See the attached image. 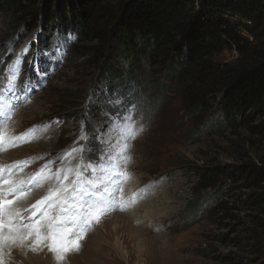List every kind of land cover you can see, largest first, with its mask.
<instances>
[{
    "label": "rangeland",
    "instance_id": "374dc122",
    "mask_svg": "<svg viewBox=\"0 0 264 264\" xmlns=\"http://www.w3.org/2000/svg\"><path fill=\"white\" fill-rule=\"evenodd\" d=\"M47 1L37 0L41 5ZM13 25L8 15L0 18V76L7 74L9 63L26 40H22L24 34L21 33L24 25L17 28ZM41 30L39 39L36 33ZM30 33L36 37L23 60L20 83L27 81L31 91L25 89L17 93L23 99L12 101L18 106L0 131L6 136H19L37 127L15 146H5L1 152L8 153L12 160L4 163L6 157L2 156L5 154H0V166L26 162L14 168L13 177H10L13 180H28L44 165H48L45 176L59 170L62 176L66 174L69 180H74L71 174L76 172V166L71 163L76 161L80 165L83 160L80 153L75 156L67 153L77 147H87L90 151L84 154L85 158L97 161L101 150L98 138H108L112 118L126 112L130 101H124L120 95L127 93L124 89L116 95L110 92L103 70L82 66L84 57L77 58L73 52L75 34H52L53 30H44L42 26ZM9 44L14 48L10 56ZM235 57V51H227L220 59L227 61ZM120 61L119 69L126 71V61L122 58ZM146 62L144 58L139 65L138 80L147 87L143 93L150 105L157 90L147 84L149 68ZM178 94H170L171 99L157 105L152 103L154 106H150L154 109L136 105L135 118L143 125V131L129 142L125 159L113 153L118 165L113 171H123L129 179L124 182L125 177L113 175L112 180L124 182L121 184L125 185L127 193L122 192L120 197L112 194L109 200L114 198L119 203L101 206V214L83 237H71L78 240L80 249L68 252L60 264H264V257L251 246L255 239L262 240L260 246H264V232L254 228L256 231L251 233L253 217L264 218V213L246 207L249 195L264 191V182L248 189L239 177L202 189L199 176L191 170L192 166H239L248 160L264 164V141L251 129L262 123L264 116H255L246 125L224 129L217 127L220 124L215 120L221 117L216 111L204 120L202 132L194 135L193 123L186 119L187 111ZM79 96L82 99L77 106H66ZM86 134L88 139H82ZM22 148L21 156L15 157L14 152ZM71 167L73 171L68 174L66 169ZM90 178L95 179V175ZM131 179H135L137 187L132 186ZM54 184L55 179H43L41 187L31 186L23 194L34 188L43 193ZM60 185L71 194L72 185L68 180L61 179ZM7 198L17 200L15 196ZM31 206L22 207L21 212ZM59 209L55 203L49 205L44 209V216L38 214L23 229L25 239L6 243L0 257L3 264H57L55 254L49 250L52 240L48 220L58 224L55 217ZM31 214L29 211L27 216ZM63 215L65 213L59 216V221ZM37 220L42 225L43 239L39 244L34 243V232L29 235L30 226ZM139 231H144V238L135 244V234Z\"/></svg>",
    "mask_w": 264,
    "mask_h": 264
},
{
    "label": "trees",
    "instance_id": "16d2710c",
    "mask_svg": "<svg viewBox=\"0 0 264 264\" xmlns=\"http://www.w3.org/2000/svg\"><path fill=\"white\" fill-rule=\"evenodd\" d=\"M6 15L16 28L24 25L22 40L40 26L75 34L73 52L84 57L82 66L103 70L110 92L126 90L120 95L129 105L154 109V103L179 93L194 135L216 111L221 117L215 120L217 127L224 129L264 116V0H48L45 5L37 0H0V18ZM227 51H235L236 57L221 60ZM121 58L126 71L119 69ZM144 58L147 84L157 90L151 106L143 93L147 87L138 80ZM81 99L66 106H77ZM251 129L264 141V120ZM260 162L191 170L202 189L239 177L249 189L264 182ZM246 207L264 213V191L249 195ZM254 228L264 232V218L255 215L251 233ZM261 242L255 239L251 246L264 257Z\"/></svg>",
    "mask_w": 264,
    "mask_h": 264
},
{
    "label": "snow or ice",
    "instance_id": "6c2138e0",
    "mask_svg": "<svg viewBox=\"0 0 264 264\" xmlns=\"http://www.w3.org/2000/svg\"><path fill=\"white\" fill-rule=\"evenodd\" d=\"M30 45L31 42L20 53L16 54V59L8 65L7 74L0 76V130L11 118L14 108L18 106L12 101H21L23 99L17 93L23 92L25 89L27 92L31 91V88L27 86V81L23 84L20 83L23 60L31 50ZM54 47L58 48V45ZM13 51V46L9 44L8 55H12ZM38 55L47 56L48 53H38ZM6 60L7 57H5ZM36 71L38 73L40 71L38 66ZM136 110L137 106L131 105L126 112L112 118L113 123L109 128L108 138H98L97 140L98 144L101 145L97 161H90L85 158L84 154L90 151L87 147H77L67 153L69 156H75L76 153H80L83 160V163L77 166L74 180H69L66 175L62 176L59 170L51 176H45V169L48 168V165L42 166L28 180H13L10 177L14 174V168L26 162H17L16 165L11 166H0V257H2L4 245L25 239L22 235V230L38 214L44 216V209L53 203L60 207L65 215L55 225L51 219L48 220V228L50 229V238L52 240L49 250L55 254L57 264L64 260L68 252L79 251L80 244L78 240L71 239V237H83V234L101 214V206L107 207L111 203H119L114 198L109 200V197H112L114 192L118 193L120 191L119 187H112L114 184H119V181L112 180V176L120 175L127 178V173L123 171L114 172L113 170L118 168L116 156L120 159H125L129 142L143 131V125L135 118ZM36 127L26 130L25 133H21L19 136H6L3 131H0V151H3L5 146H15L29 133H34ZM82 139L87 140V134ZM113 153H116V156H113ZM66 171L72 172V169H66ZM92 175H95V179L90 178ZM43 179H55L56 185L50 189L49 196L37 201L30 209H24L21 212L15 207V201L7 198L15 196L17 200L22 199L23 196H18L17 194H23L27 188L40 184ZM61 179L68 180L71 183V194L60 185ZM29 211L32 213L31 216H27ZM66 225H71V227H66ZM41 226L39 220L30 226L29 235H32L33 232L35 233V244H39L43 239L40 231ZM0 264H3L2 258H0Z\"/></svg>",
    "mask_w": 264,
    "mask_h": 264
},
{
    "label": "bare ground",
    "instance_id": "6f19581e",
    "mask_svg": "<svg viewBox=\"0 0 264 264\" xmlns=\"http://www.w3.org/2000/svg\"><path fill=\"white\" fill-rule=\"evenodd\" d=\"M36 37V34H33V35H31L28 39H26L25 40V42L22 44V48L21 49H19L17 52H16V54H18V53H20V51L22 50V49H24L25 48V46L27 45V44H29V42H31L32 43V40L34 39ZM31 46V45H30ZM16 59V55H15V57L13 58V60H15ZM25 59V58H24ZM13 60L9 63V64H11L12 62H13ZM25 110V109H24ZM9 129H11V128H9ZM19 147V146H18ZM5 150V149H4ZM4 150H3V152H4ZM12 150V149H11ZM10 151V150H9ZM22 151H23V148L22 149H18L17 151H15L14 152V156L15 157H18V156H21V154H22ZM12 152H13V150H12ZM0 154H5L4 156H2L3 158L4 157H6V159H4V163H7L8 161H10V160H12V158L10 159L8 156H7V154L8 153H2L1 151H0ZM10 154H11V152H10ZM12 155V154H11ZM134 158H135V156H133ZM21 158V157H20ZM3 163V164H4ZM72 165H74V166H76V169H77V166L79 165V163H76V161H73L72 163H71ZM71 169H72V171H73V168L71 167ZM75 171V170H74ZM24 172V171H23ZM68 174H70V172H67ZM75 173L76 172H73L71 175H73V176H75ZM66 175V174H65ZM13 177V176H12ZM137 178V177H136ZM24 179V178H23ZM128 179H129V177L128 178H125L124 180V182H126V181H128ZM132 180V182L134 183L132 186H136L137 187V185H136V182H135V179H131ZM124 182H121V183H124ZM132 182H131V184H132ZM43 183H46V182H43ZM121 183H119V184H116V185H114V186H112V187H119L120 188V191L118 192V193H113V195H115V194H118V196L120 197V195H121V193L122 192H125V193H127L126 192V188H125V185L124 184H121ZM55 185V184H54ZM43 186V185H42ZM38 187H41V185L40 184H38ZM38 189V188H37ZM36 188H34V189H32L31 190V192H29V193H26V194H19L18 196H23V198L22 199H19V200H16L15 202L16 203H19V207H20V209H19V207H18V204L17 205H15V207L18 209V210H22V207H26V206H30V205H33V204H36V202L37 201H39V199L42 197V200L46 197V196H49V193H50V189H48V190H46V191H44L43 193H41L42 191H41V189H39V190H37ZM135 190V189H134ZM67 191V190H66ZM41 193V194H40ZM153 193V192H152ZM161 194V193H160ZM152 195H154V194H152ZM125 196H128V194H126ZM153 197V196H152ZM151 197V198H152ZM12 198H14V196H12ZM149 198H150V196H149ZM154 199V198H153ZM152 199V200H153ZM139 200V199H138ZM156 200V199H155ZM154 200V201H155ZM164 200V199H163ZM140 201V200H139ZM138 201V202H139ZM143 201V200H142ZM166 201H167V199H166ZM33 202V203H32ZM144 202H146L145 200H144ZM15 203V204H16ZM22 203V204H21ZM148 202H146V204H147ZM151 203V202H150ZM160 203V202H159ZM168 203V202H167ZM143 207H144V205H143ZM114 208V207H113ZM147 208V207H146ZM157 208H159V207H157ZM26 209H28V208H26ZM128 209V208H127ZM149 209V208H148ZM24 210V209H23ZM123 211H125V210H123ZM136 211V210H135ZM134 211V212H135ZM158 211V210H157ZM23 212V211H22ZM117 212V211H116ZM121 212V211H120ZM154 212V211H153ZM63 213H62V211H61V208L59 209V211H58V215L55 217L56 219V222L58 223L59 222V216L60 215H62ZM32 215V214H31ZM31 215H29V216H31ZM121 215V214H120ZM119 215V216H120ZM126 215V214H125ZM117 217H118V215H116ZM139 216H140V214H139ZM116 217V218H117ZM125 217H127V216H125ZM27 218V217H26ZM25 218V219H26ZM126 219V218H125ZM120 220V219H119ZM127 220V219H126ZM135 220V219H134ZM134 220H132V221H134ZM138 220H140V219H138ZM117 221V220H116ZM136 221V220H135ZM118 222V221H117ZM120 222V221H119ZM126 222V221H125ZM67 226V225H66ZM22 232H24L23 230H22ZM142 233H144V231H139L138 233H136L135 234V236H136V238H135V244H137V243H139V241H142L143 240V238H144V234H142ZM100 239V238H99ZM133 240V239H132ZM98 241V240H97ZM124 245V244H123ZM140 248H142V246L140 247ZM143 250V249H142Z\"/></svg>",
    "mask_w": 264,
    "mask_h": 264
}]
</instances>
